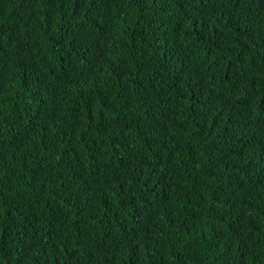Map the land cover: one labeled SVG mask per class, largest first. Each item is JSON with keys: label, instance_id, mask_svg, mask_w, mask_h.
<instances>
[{"label": "trees", "instance_id": "1", "mask_svg": "<svg viewBox=\"0 0 264 264\" xmlns=\"http://www.w3.org/2000/svg\"><path fill=\"white\" fill-rule=\"evenodd\" d=\"M0 264H264V0H0Z\"/></svg>", "mask_w": 264, "mask_h": 264}]
</instances>
